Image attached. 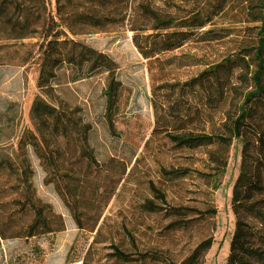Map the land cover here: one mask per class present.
Segmentation results:
<instances>
[{
    "label": "rangeland",
    "instance_id": "obj_1",
    "mask_svg": "<svg viewBox=\"0 0 264 264\" xmlns=\"http://www.w3.org/2000/svg\"><path fill=\"white\" fill-rule=\"evenodd\" d=\"M50 1L53 8L54 0ZM205 0H147L140 3V9L150 22L137 29L139 34L155 32L160 25L174 22L198 10ZM132 0H108L102 7L117 17L111 33L92 34L84 38L88 43L110 54L117 63V76L121 80L114 116L116 136L112 137L97 124L98 160L106 170L127 174L134 159V170L118 193L103 210L106 230L123 234L120 224H126L138 237L139 249H146L150 255L144 261L134 264H168L164 258L179 257L187 253L206 232L196 227L188 230H172L169 218L175 211L170 205L186 206V218L193 216L204 204L213 201L216 207L211 248L204 256L205 264H264V163L253 166L252 183L234 188L240 161L241 141L233 138L227 149V165L219 187L211 194L205 178L206 159L215 145L194 150L179 151L156 134L145 147L154 126L171 120L169 113L175 108L161 110L159 102L177 99L174 85L183 84L203 66L201 56L216 60L221 54L233 51L239 44L256 41L260 20L258 0H229L226 8L216 16L207 28H213L217 38L210 43L199 40L188 41L183 47L161 54L148 61L134 46L127 26L132 14ZM228 27L221 31L220 28ZM61 57L57 46L37 62L26 65H0V154H10L16 149L20 138L27 139V131H34L40 140L35 154L27 148L32 169L35 196L39 202L47 203L63 219V229L39 233L32 237L0 239V264L12 258L14 264H44L47 254L57 243H73L72 260L80 258L87 250L93 233L78 230L73 217V206L61 192L59 182L47 164L46 152L51 153L48 129L57 127L62 131L71 130L80 151L88 150L87 121H96L102 104L101 91L105 85V73L88 79L65 82L60 79L57 87L50 84L54 64ZM245 65L236 68L233 79L235 89L228 96L222 112L211 111L205 118L206 126H219L226 118L238 112L242 94L251 89ZM249 76V73L247 74ZM42 96L56 106V113L46 116L42 122L33 123L30 106L36 96ZM185 96V95H184ZM183 99L185 100V97ZM251 115L264 110V101L251 105ZM11 155V154H10ZM99 163V162H98ZM165 166H190L200 171L188 175L169 176L160 168ZM57 172L61 171L57 168ZM8 181L1 183L0 196L8 201L15 196ZM153 181L163 191L153 192L148 182ZM145 198H153L159 204L155 211L142 205ZM165 204V205H164ZM12 213H20L15 204H10ZM25 219H15L20 227ZM200 217L190 223L200 222ZM201 234V235H200ZM200 235V236H199ZM104 245H100L93 264H121L113 262ZM132 250V248H128Z\"/></svg>",
    "mask_w": 264,
    "mask_h": 264
},
{
    "label": "trees",
    "instance_id": "obj_2",
    "mask_svg": "<svg viewBox=\"0 0 264 264\" xmlns=\"http://www.w3.org/2000/svg\"><path fill=\"white\" fill-rule=\"evenodd\" d=\"M145 1L147 0H132V14L128 17L127 26L133 32L131 40L134 46L142 58L148 61L179 49L188 41L210 43L215 40V30L206 29V26L212 24L213 19L229 2L205 0L190 15L174 22L163 23L153 33L139 34L138 27L146 26L150 22L139 6ZM107 3L108 0H54L51 8L49 0H0V65L23 66L37 62L56 45L61 57L54 64V73L49 80L51 85L57 87L61 78L68 83L105 73L99 116L95 122L87 121L88 150L78 149L71 130L49 128L51 153L46 152L47 164L59 182L65 199L73 206L76 228L93 233L81 264H93L100 245H104L109 251L113 262L134 264L144 261L150 252L138 248V237L126 224H120L123 230L120 236L116 231L106 230L103 210L110 199L122 190L127 177L134 170L137 158L125 176L106 170L102 165L105 161L97 158V124L110 136L117 135L114 116L121 86L116 72L118 66L109 53L91 46L84 38H77L114 31L117 17L102 9ZM257 6L260 25L256 41L239 44L233 51L221 54L216 60L201 56L203 67L183 84L173 86L172 89L177 90V99L159 102L161 110L173 107L175 112L169 113L171 120L162 119L160 123L157 121L144 145L147 147L156 134L179 151L215 145L203 160L207 169V187L211 194L219 187L224 176L227 149L233 138L241 141L239 169L234 188L251 184L254 164L258 161L264 163V110L251 115V105L255 101H264V0H258ZM226 29L228 27L220 28L221 31ZM243 65L247 69L246 76L251 89L242 94L237 114L226 118L219 126L199 124L204 123L211 111L218 109L222 112L237 83L233 79L234 71ZM29 113L33 123L42 122L46 116L56 113V106L38 95L33 99ZM39 146L38 135L34 131H27V139L20 138L16 149L11 150V155L0 154V178L8 177L15 192V196L8 201L0 196V239L32 237L63 229L62 216L54 212L47 203L39 202L35 196L33 173L26 147L35 154V149ZM57 168L61 173L57 172ZM160 168L172 177L200 171L190 166L174 164H161ZM7 181V178L0 180V190L3 188L1 183ZM148 186L153 192H163L153 181H149ZM141 203L150 206L152 212L159 205L153 198H145ZM10 204H15L20 213H12ZM185 207L178 204L164 208V211H175L168 220L171 229L188 230L198 227L202 229V234L203 227L206 226V232L186 254L164 260L168 264H205L204 256L211 248L213 240L216 207L209 199V203L204 204L189 218H186ZM197 217H200V222L190 223V219ZM15 219L25 220L20 227H16ZM5 262L14 264L12 258H7Z\"/></svg>",
    "mask_w": 264,
    "mask_h": 264
},
{
    "label": "bare ground",
    "instance_id": "obj_3",
    "mask_svg": "<svg viewBox=\"0 0 264 264\" xmlns=\"http://www.w3.org/2000/svg\"><path fill=\"white\" fill-rule=\"evenodd\" d=\"M73 243L54 244L47 254L44 264H68L72 260Z\"/></svg>",
    "mask_w": 264,
    "mask_h": 264
},
{
    "label": "built area",
    "instance_id": "obj_4",
    "mask_svg": "<svg viewBox=\"0 0 264 264\" xmlns=\"http://www.w3.org/2000/svg\"><path fill=\"white\" fill-rule=\"evenodd\" d=\"M68 264H81V259L80 258L74 259L73 262H69Z\"/></svg>",
    "mask_w": 264,
    "mask_h": 264
}]
</instances>
